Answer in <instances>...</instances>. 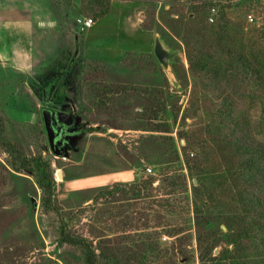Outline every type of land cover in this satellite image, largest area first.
<instances>
[{"label":"rangeland","instance_id":"1","mask_svg":"<svg viewBox=\"0 0 264 264\" xmlns=\"http://www.w3.org/2000/svg\"><path fill=\"white\" fill-rule=\"evenodd\" d=\"M29 4L27 20L0 24V264H85L61 231L91 245L95 264H264V231L240 230L247 211L233 184L206 175L228 146H248L242 160L264 154V0ZM81 18L95 24L79 32ZM51 95L72 100L61 114L78 122L60 155L41 114ZM193 148L200 182L184 164ZM33 157L53 173L54 209L43 208L36 172L23 164ZM218 191L223 213L208 227L194 205Z\"/></svg>","mask_w":264,"mask_h":264},{"label":"trees","instance_id":"2","mask_svg":"<svg viewBox=\"0 0 264 264\" xmlns=\"http://www.w3.org/2000/svg\"><path fill=\"white\" fill-rule=\"evenodd\" d=\"M144 36V34H140V37L137 38H140L139 40L143 41ZM144 39L146 38L144 37ZM140 46L143 47L145 46V44L141 42ZM149 51L150 49L147 52ZM70 71L71 70L68 69L66 70V72ZM235 128L237 127H230V131L236 132ZM236 141L237 140L235 139V142ZM196 147L200 149L198 146ZM236 147L239 150L235 151V153H231L232 148L228 146L230 154L228 153L227 157H221L219 159L221 166L212 171H207L206 175L213 176L215 182L219 185L226 183L227 181L233 184V192L235 195L236 203H238V206H240L241 208L243 207V209L247 211L245 216L241 217L239 220L237 219L239 222L240 230L245 232L252 230L253 232H258L259 234L261 231H264L262 230V228L264 227V204H262L261 202L264 200V154L261 149L257 148L253 154L244 157L242 160L240 156L244 155V149L249 150L250 148L248 146L243 148L240 145ZM186 155L187 156L184 160L185 166L187 167V169L192 170L194 172L200 171V173H196L197 180H199L200 182V179L205 175L204 169H196L195 167L196 171L193 170V165L198 164L200 158L197 156L198 150L196 148H193L191 152H188V154ZM204 157L205 156H202V159ZM173 163L174 165L181 167V163L177 155L174 156ZM23 164L26 166L30 165L32 170L36 172V183L38 187L43 191V208H45L46 210L47 208H50L52 206L54 209L55 206L53 205L52 201L55 185L54 177L53 173L48 170L47 163L41 161L37 157H33L23 160ZM175 181L176 179L174 178L171 180V182H169L170 189L168 191V194L177 193L175 189ZM218 186H215L214 188H217ZM116 191H119L118 188L116 189ZM116 191L115 188H111L107 191V193L111 197L113 195L114 198ZM198 191H200V186H198L197 192ZM221 191H218L217 195L215 193L213 195L214 198L206 197V200L209 201L206 206H202L204 201L196 202V205H194L198 211L199 216L204 218V222L206 223L205 225H207L208 227L211 226L213 219L222 216L223 210L219 208L220 205L217 201L218 199H220L218 194ZM198 195H200V192L196 194V199L199 197ZM123 197H125V194L123 195ZM93 200L96 201L97 199L95 198ZM113 200L114 201H111L112 203L110 202L111 205H115L114 203L117 202V200ZM198 204L203 207L201 210L199 209ZM112 208L113 207H109V210H111ZM203 209H207V216L204 215ZM260 209L262 211H259ZM112 211L113 210L109 211V214ZM60 240L62 243L69 244L82 249L84 252L85 264H95V254L91 248V245H89L85 240L76 237H69L68 235L65 236L63 234V231L60 232ZM215 264H223V258L215 259Z\"/></svg>","mask_w":264,"mask_h":264},{"label":"flooded vegetation","instance_id":"3","mask_svg":"<svg viewBox=\"0 0 264 264\" xmlns=\"http://www.w3.org/2000/svg\"><path fill=\"white\" fill-rule=\"evenodd\" d=\"M52 95L48 99L40 98L43 110H48L51 114V126L55 130V150L60 154L70 150L72 143L78 135V129L76 126L78 122L75 120V114H71L68 117H64L61 113L65 111L67 105L72 104V100H66L64 102H54ZM41 109V110H42Z\"/></svg>","mask_w":264,"mask_h":264},{"label":"crops","instance_id":"4","mask_svg":"<svg viewBox=\"0 0 264 264\" xmlns=\"http://www.w3.org/2000/svg\"><path fill=\"white\" fill-rule=\"evenodd\" d=\"M29 6V0H0V24L5 21L27 20L30 16Z\"/></svg>","mask_w":264,"mask_h":264},{"label":"water","instance_id":"5","mask_svg":"<svg viewBox=\"0 0 264 264\" xmlns=\"http://www.w3.org/2000/svg\"><path fill=\"white\" fill-rule=\"evenodd\" d=\"M153 53L156 59L158 60V62L162 64L163 66H166L167 53L165 49L163 48V46L161 45V43L157 39L154 41V44H153ZM41 114L43 117V124H44L45 133L47 136L49 148L53 154L60 155V153L55 150L56 135H55V130L51 126V114L48 110H42ZM58 173L59 172L57 171L56 174L58 175Z\"/></svg>","mask_w":264,"mask_h":264},{"label":"built area","instance_id":"6","mask_svg":"<svg viewBox=\"0 0 264 264\" xmlns=\"http://www.w3.org/2000/svg\"><path fill=\"white\" fill-rule=\"evenodd\" d=\"M214 11H215L214 9H211V14L208 18V20L210 22H213L215 20L214 15H216V14ZM247 19L250 22H252V20H253L251 16H247ZM94 23L95 22L92 18H81V19L77 20V28H78L79 32H84V31L90 29ZM145 170L148 173H152V169L150 167L146 168Z\"/></svg>","mask_w":264,"mask_h":264},{"label":"bare ground","instance_id":"7","mask_svg":"<svg viewBox=\"0 0 264 264\" xmlns=\"http://www.w3.org/2000/svg\"><path fill=\"white\" fill-rule=\"evenodd\" d=\"M57 176H59V174H58ZM60 178H61V177H60Z\"/></svg>","mask_w":264,"mask_h":264}]
</instances>
